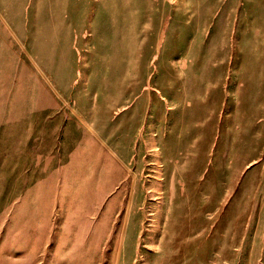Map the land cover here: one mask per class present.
<instances>
[{
	"label": "rangeland",
	"instance_id": "rangeland-1",
	"mask_svg": "<svg viewBox=\"0 0 264 264\" xmlns=\"http://www.w3.org/2000/svg\"><path fill=\"white\" fill-rule=\"evenodd\" d=\"M51 3L0 23V264H264V0Z\"/></svg>",
	"mask_w": 264,
	"mask_h": 264
},
{
	"label": "crops",
	"instance_id": "crops-1",
	"mask_svg": "<svg viewBox=\"0 0 264 264\" xmlns=\"http://www.w3.org/2000/svg\"><path fill=\"white\" fill-rule=\"evenodd\" d=\"M38 0H0V23L4 24L8 29L11 30V35L18 40L23 37V30H20L19 24L23 23L24 15H16L15 18H13V13L20 14L19 8H22L26 5V3H35ZM69 0H52L51 5L53 7H61L63 8V12L65 11V7L67 6ZM14 8V10H13ZM16 8V9H15ZM15 16V15H14ZM14 19V20H13ZM15 23V26L14 24ZM14 28V29H13ZM22 28V27H21ZM86 118H82V120H85ZM84 122V121H83ZM89 123V122H88ZM90 124V123H89ZM13 142L15 143L16 147L14 150V156L15 160L18 161L19 154L21 153L22 149L19 147L21 139L17 135L15 139H13ZM14 160V161H15Z\"/></svg>",
	"mask_w": 264,
	"mask_h": 264
}]
</instances>
